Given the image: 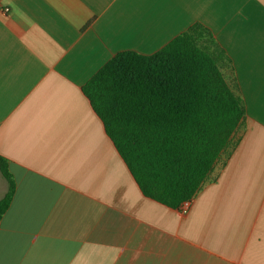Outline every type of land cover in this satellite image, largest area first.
<instances>
[{
	"label": "crops",
	"instance_id": "0c3cea01",
	"mask_svg": "<svg viewBox=\"0 0 264 264\" xmlns=\"http://www.w3.org/2000/svg\"><path fill=\"white\" fill-rule=\"evenodd\" d=\"M196 22L232 60L236 145L179 208L143 194L83 92ZM0 264H264V0H0ZM9 188L0 169V199Z\"/></svg>",
	"mask_w": 264,
	"mask_h": 264
},
{
	"label": "trees",
	"instance_id": "16d2710c",
	"mask_svg": "<svg viewBox=\"0 0 264 264\" xmlns=\"http://www.w3.org/2000/svg\"><path fill=\"white\" fill-rule=\"evenodd\" d=\"M232 60L196 22L152 54L117 53L83 86L143 194L172 208L191 201L224 153L236 145L244 99L222 71ZM231 153V152H230ZM0 199V223L16 189Z\"/></svg>",
	"mask_w": 264,
	"mask_h": 264
},
{
	"label": "built area",
	"instance_id": "2783aa9c",
	"mask_svg": "<svg viewBox=\"0 0 264 264\" xmlns=\"http://www.w3.org/2000/svg\"><path fill=\"white\" fill-rule=\"evenodd\" d=\"M188 202H190V201H187L186 203H188Z\"/></svg>",
	"mask_w": 264,
	"mask_h": 264
}]
</instances>
